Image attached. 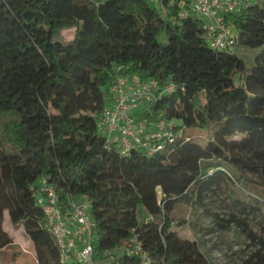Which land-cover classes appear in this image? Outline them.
<instances>
[{
    "label": "trees",
    "instance_id": "obj_1",
    "mask_svg": "<svg viewBox=\"0 0 264 264\" xmlns=\"http://www.w3.org/2000/svg\"><path fill=\"white\" fill-rule=\"evenodd\" d=\"M231 20L237 44L221 51L198 19L172 22L149 0H0L1 258L14 246L8 212L14 226L48 236L41 264H84L63 261L45 228V178L63 210L70 198L90 203L95 264H144L127 250L134 238L150 264H211L171 229L174 211H210L224 195L227 218L212 213L219 230L241 228L255 248L244 264H264V223L254 231L246 218L256 212L264 221V0ZM240 47L256 52L254 65ZM119 75L173 84L137 118L152 124L162 113L183 137L153 155L126 156L109 143L97 121Z\"/></svg>",
    "mask_w": 264,
    "mask_h": 264
},
{
    "label": "built area",
    "instance_id": "obj_2",
    "mask_svg": "<svg viewBox=\"0 0 264 264\" xmlns=\"http://www.w3.org/2000/svg\"><path fill=\"white\" fill-rule=\"evenodd\" d=\"M156 4L163 17L172 22L194 18L203 24L204 39L208 45L221 51L235 48L238 34L233 27L232 16L245 8L252 0H149ZM118 70H122L119 67ZM173 84L160 87L155 79L140 80L119 75L111 87L112 97L98 117L100 133L117 147L123 155L137 149L153 155L165 149L168 143L183 137L184 129L176 131L174 120L159 114L154 123L138 119L140 108L148 109L164 94L174 91ZM39 204L46 216L45 228L56 241L63 261L79 260L95 264L92 242L95 223L90 216V203L70 198L65 211L59 203L56 189L43 178L40 183ZM78 236V238H77ZM131 255L141 258L144 264L150 259L137 238L128 247Z\"/></svg>",
    "mask_w": 264,
    "mask_h": 264
},
{
    "label": "rangeland",
    "instance_id": "obj_3",
    "mask_svg": "<svg viewBox=\"0 0 264 264\" xmlns=\"http://www.w3.org/2000/svg\"><path fill=\"white\" fill-rule=\"evenodd\" d=\"M151 4L156 7L152 1ZM75 29L66 30L62 33L63 40H72ZM160 39L163 41L164 36ZM236 52L248 62L250 66L254 65L256 52L244 47L237 48ZM243 85V80H238L236 86ZM195 136L194 141L203 144L206 141V135L200 131L191 132ZM236 139L239 137H235ZM159 195H162L159 192ZM228 197L225 195L211 201L209 210L196 209L179 205L174 211V222L172 230L185 240L196 241L202 252L208 257L211 264H244L252 252L255 250L250 241L246 237V232L239 227L233 226L231 229L222 232L219 230L214 220L213 212L227 218L229 209ZM80 202V198L76 199ZM144 211L141 212V219L144 217ZM250 223V227L254 231L259 230L264 223L262 215L252 212L246 216ZM4 229L14 240V246L9 249L8 255L0 257V264H41L45 259L43 248L49 240L44 233H28L22 225L14 226L10 219L9 213L6 212L4 221ZM94 245L98 243V237L94 233L92 237ZM13 253L18 254L13 261Z\"/></svg>",
    "mask_w": 264,
    "mask_h": 264
},
{
    "label": "crops",
    "instance_id": "obj_4",
    "mask_svg": "<svg viewBox=\"0 0 264 264\" xmlns=\"http://www.w3.org/2000/svg\"><path fill=\"white\" fill-rule=\"evenodd\" d=\"M145 111H146V108H144V107L140 108V110L137 111L136 116L139 117V118H141V117L145 114ZM141 115H142V116H141ZM142 118H143V117H142ZM80 200H81V201H82V200H85V198H81ZM148 217H149L148 214H146V215L144 216V218H148ZM5 219H6V213H5ZM77 238H78V236H77Z\"/></svg>",
    "mask_w": 264,
    "mask_h": 264
}]
</instances>
